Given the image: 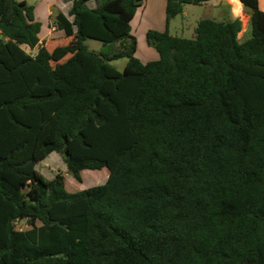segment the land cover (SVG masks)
Listing matches in <instances>:
<instances>
[{
  "label": "trees",
  "instance_id": "1",
  "mask_svg": "<svg viewBox=\"0 0 264 264\" xmlns=\"http://www.w3.org/2000/svg\"><path fill=\"white\" fill-rule=\"evenodd\" d=\"M68 1L73 20L59 12L56 31L76 37L61 51L75 60L55 71L34 6L0 0V264H264L258 0H241L244 43L239 19L172 36L186 5L214 0H166V30L146 34L159 58L147 63L131 26L141 1ZM87 40L120 51L93 52ZM11 43L37 54L12 60ZM121 58L123 72L110 64ZM52 153L78 182L104 168L107 182L68 192L62 172L36 169Z\"/></svg>",
  "mask_w": 264,
  "mask_h": 264
},
{
  "label": "rangeland",
  "instance_id": "2",
  "mask_svg": "<svg viewBox=\"0 0 264 264\" xmlns=\"http://www.w3.org/2000/svg\"><path fill=\"white\" fill-rule=\"evenodd\" d=\"M17 2L26 1L28 5L34 6L35 13L37 16V21L42 25V32L40 38H42V45H45L47 50L52 56L51 66L57 71L60 65H64L75 60V55L69 52H61L67 46L71 44L73 40L66 38L61 32H52L50 35V30L56 24V15L59 12L68 13V0H16ZM101 1V0H100ZM232 1V0H231ZM95 8V4H91ZM217 7H220V12L217 10ZM236 9V7H235ZM142 15V10H138L137 17L133 23L132 28L133 36L137 40V53L136 57L142 62H152L155 61L158 56L155 48H152L146 41V30L147 23H144L140 26V17ZM230 15V7L228 4L221 0L219 2L212 1L207 5L202 6H193L186 5L184 11L181 15L177 16L171 21V32L172 36L183 37L186 39H194L196 37V28L201 20H213L216 22H228V17ZM244 24L246 25V31L243 36L240 38L239 42L244 43L252 37V27L251 23L248 22V19H244ZM54 33V34H53ZM85 45L90 51L103 53L109 55L115 52H119L120 49L116 46H103L101 42L95 40H87ZM16 47V48H15ZM10 50V55L12 60L18 59L22 56L23 53L34 56L36 52L33 50L19 46L11 43L8 45ZM20 50V51H19ZM61 52V53H60ZM78 60L84 65L85 71H87L89 63L91 60L85 55L81 54L78 56ZM128 59L121 58L116 61H112L110 64L114 66L119 72H123ZM72 85L78 84L75 81L68 79ZM37 171L44 175L47 179H51L58 172H62L65 177L66 190L71 193L80 192L95 186L104 185L107 181L105 176L109 171L107 168H104L99 171L86 170L82 173L83 181L82 183L75 180L72 174L67 170V166L64 161V157L58 153H52L45 159L43 162L39 163L36 167ZM85 187V188H82ZM17 228L19 230L28 229L26 221H20L17 223Z\"/></svg>",
  "mask_w": 264,
  "mask_h": 264
},
{
  "label": "crops",
  "instance_id": "3",
  "mask_svg": "<svg viewBox=\"0 0 264 264\" xmlns=\"http://www.w3.org/2000/svg\"><path fill=\"white\" fill-rule=\"evenodd\" d=\"M138 1H141V4H142V6L140 8H138V10H142V15L140 17L141 18L140 19V26H142L144 23H147L148 28L146 30V34L150 30H154V31H158V32L165 31L166 27H167V25H166V0H138ZM219 1H221V0H214V2H216V3ZM224 1L230 7V15L228 17V19H229L228 22H232V21L238 19L239 15H241V14L244 15L248 19V22H250L251 10L248 8H245L243 6L241 0H232V1L231 0H224ZM211 2H209V3H211ZM258 2H259L260 9L264 12V0H258ZM209 3H207V4H209ZM91 4H95V8H96L99 4V0H90L87 3V5L90 8H94L91 6ZM207 4H205V5H207ZM68 5H69L68 13H64V14L72 21L73 18L69 17V15H68L69 11L71 10L72 3L68 2ZM235 7H236V9H235ZM138 10H137L136 15H135V17L131 23V26H133V23L137 17ZM217 10L220 12V7H217ZM35 15H36V13H35ZM36 19H37V16H36ZM52 28L53 29L50 30V35L52 34L53 31H54V33L58 32V31H56V24ZM133 30L134 29L132 28V35L134 33ZM246 30H247L246 25L244 24V29H242V32L239 34V37H238L239 40L243 36V34L245 33ZM169 31L171 32V22L169 24ZM146 34H145V36H146ZM69 39L74 41V40H76V37L74 36V37L69 38ZM40 43L42 44V38H40ZM118 45H119V43L116 44L115 46L118 47ZM33 51L36 52L35 53V55H36L38 48L34 49ZM157 56L159 58L158 53H157ZM143 63H147V62H143ZM105 180L106 181L108 180V174L105 176ZM82 188H85V187H82Z\"/></svg>",
  "mask_w": 264,
  "mask_h": 264
},
{
  "label": "built area",
  "instance_id": "4",
  "mask_svg": "<svg viewBox=\"0 0 264 264\" xmlns=\"http://www.w3.org/2000/svg\"><path fill=\"white\" fill-rule=\"evenodd\" d=\"M246 17L244 16V15H239V20L242 22V25H243V27H242V29H244V19H245ZM247 19V18H246Z\"/></svg>",
  "mask_w": 264,
  "mask_h": 264
},
{
  "label": "water",
  "instance_id": "5",
  "mask_svg": "<svg viewBox=\"0 0 264 264\" xmlns=\"http://www.w3.org/2000/svg\"><path fill=\"white\" fill-rule=\"evenodd\" d=\"M66 140V142H67V139H65Z\"/></svg>",
  "mask_w": 264,
  "mask_h": 264
}]
</instances>
